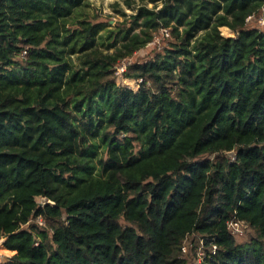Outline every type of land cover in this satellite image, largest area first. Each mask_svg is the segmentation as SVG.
<instances>
[{
  "label": "trees",
  "instance_id": "1",
  "mask_svg": "<svg viewBox=\"0 0 264 264\" xmlns=\"http://www.w3.org/2000/svg\"><path fill=\"white\" fill-rule=\"evenodd\" d=\"M149 2L127 1L123 29L88 0H0V238L16 251L0 264H187L194 233L217 245L200 264H264V30L247 20L264 0ZM134 25L170 36L124 73L137 89L106 53ZM230 220L256 237L237 243Z\"/></svg>",
  "mask_w": 264,
  "mask_h": 264
},
{
  "label": "rangeland",
  "instance_id": "2",
  "mask_svg": "<svg viewBox=\"0 0 264 264\" xmlns=\"http://www.w3.org/2000/svg\"><path fill=\"white\" fill-rule=\"evenodd\" d=\"M89 5L85 8L95 21H104L108 27L127 28L132 26L131 15L136 12L135 9L128 7L127 1H130L133 6L146 4L148 7H153L154 4L149 0H88ZM264 13L252 16L248 20L249 26H259L264 30ZM221 32L224 35H232V31L227 27H221ZM170 36L165 29L158 31L152 30L143 26L134 25L126 38H119L116 44L106 50V53L115 58V80L122 85L137 89L139 80L126 77L124 73L128 67L135 62H143L154 56L167 45ZM233 151L229 152V157ZM213 156V155H212ZM211 156V157H212ZM38 201L45 202V198L38 197ZM123 222V220H122ZM256 232L249 227L243 230V233L236 236L237 243H244L251 238L256 237ZM204 238L199 233L188 235L182 242L185 244L186 250H181L187 264H200L208 248L203 244ZM16 254V251L7 249L3 245V238H0V263L8 260L10 256Z\"/></svg>",
  "mask_w": 264,
  "mask_h": 264
},
{
  "label": "built area",
  "instance_id": "3",
  "mask_svg": "<svg viewBox=\"0 0 264 264\" xmlns=\"http://www.w3.org/2000/svg\"><path fill=\"white\" fill-rule=\"evenodd\" d=\"M250 18H251V16H248L247 20H249ZM262 23L264 24V22H262ZM165 30H166V29H165ZM233 153H234V152H233ZM229 159H230V160H234V159H235V154H232V153H231V156L229 157ZM227 226H228V228L230 229L231 233L236 234V235H240V234L243 233V230H244L246 227H248V224H247L244 220H230V221H228ZM203 244H204V242H203V240H202V247H204ZM181 249H182L183 251L186 250V248H185V244H182ZM216 249H217V245H216V243L213 242V241H211L210 246L208 247V250H209L210 252L206 251V255H208V253H211V254H212V253H215ZM203 255L206 257L205 253H203ZM205 257H204V258H205Z\"/></svg>",
  "mask_w": 264,
  "mask_h": 264
}]
</instances>
